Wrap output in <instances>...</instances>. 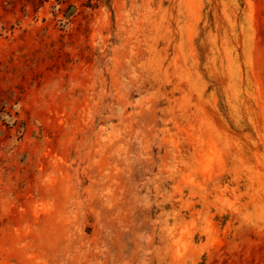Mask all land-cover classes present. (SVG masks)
<instances>
[{"label":"rangeland","instance_id":"374dc122","mask_svg":"<svg viewBox=\"0 0 264 264\" xmlns=\"http://www.w3.org/2000/svg\"><path fill=\"white\" fill-rule=\"evenodd\" d=\"M0 264H264V0H0Z\"/></svg>","mask_w":264,"mask_h":264}]
</instances>
